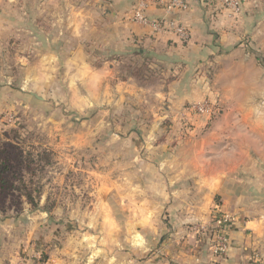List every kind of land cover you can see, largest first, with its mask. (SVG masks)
<instances>
[{
	"label": "crops",
	"instance_id": "obj_1",
	"mask_svg": "<svg viewBox=\"0 0 264 264\" xmlns=\"http://www.w3.org/2000/svg\"><path fill=\"white\" fill-rule=\"evenodd\" d=\"M136 1L0 0V47L17 42L19 74L6 72L3 54L0 110L14 97L19 104L14 84L39 101L67 90L69 98L58 97L65 104L96 111L97 121L112 125L107 145L117 162L96 181V194L118 202L123 236L112 200H97L88 213L93 220L77 226L85 231L78 232L81 241L63 243L45 264H264V0H244L236 15L219 0H184L187 9L179 13L148 5L149 19L175 20L184 36L135 22ZM85 42L118 55L138 46L134 52L153 57L171 81L154 87L149 100V90L133 77H113L111 61L91 65ZM203 101L214 105L212 116L185 114V106ZM99 131L74 137L83 145ZM215 210L234 219L221 257L211 251L209 236L195 231L209 225ZM135 222L141 235L132 237ZM15 229L0 224V264L30 243L29 236L9 243L4 233ZM93 234L100 240L95 254L89 253Z\"/></svg>",
	"mask_w": 264,
	"mask_h": 264
},
{
	"label": "rangeland",
	"instance_id": "obj_2",
	"mask_svg": "<svg viewBox=\"0 0 264 264\" xmlns=\"http://www.w3.org/2000/svg\"><path fill=\"white\" fill-rule=\"evenodd\" d=\"M13 41L14 44L10 41L5 45L7 49H4L5 51L0 47V58H3V54L7 56L4 59L8 58L7 66L10 68L6 72L14 78H19L16 68L18 65L13 58L17 42ZM83 48L88 53L87 58L91 65L111 61L114 64L113 77L118 79L133 77L140 86L149 90L145 94L149 100L154 93V87L163 85L165 87L171 81L172 75L163 71L153 57L134 56V53L137 54L134 50H137L138 46H130V50L126 49L132 51L131 53L127 50L119 55L113 54L98 43L85 42ZM109 80L111 83L114 81ZM13 91L20 94L19 104L14 103L17 101L14 97L13 103L6 104L0 110V153L9 150L8 145L21 151L23 157L21 168H24L23 164H29L31 173H26L22 169L21 175L17 176L25 183L33 203L25 201V191L21 188L19 180L10 177L13 189L7 190L5 194L0 193V224L16 226L13 234L15 237L8 233V230L4 233L11 235L7 238L9 243L14 245L27 236L30 243L13 252L11 260L16 261H5V264H45L50 256L60 255L63 243L81 241L82 236L78 235V232H85L81 229L93 220L88 213L96 207L97 200L99 202H106L105 200L109 198L112 200L109 209L116 216L117 235L123 236L125 217L118 207V202L112 195L100 199L96 194L97 188L100 187L96 181L107 174L111 164L117 162L115 156L109 155L107 145L112 125H108L106 120L97 121L94 118L96 111L79 112L75 106L67 105L58 98L62 95L66 99L69 98L67 94L71 91L63 90L64 94L59 93L46 101L35 99L27 87L14 84ZM39 96L44 98L45 94L40 92ZM166 123L172 126V123L168 121ZM133 124L132 128L139 130L137 122ZM209 127H205L204 130ZM98 128L99 135L85 137L83 145L74 137L77 132H82L86 136ZM76 144L79 147H76ZM103 190L106 197L108 192L106 189ZM83 213L86 215L82 216ZM98 221L101 222V218L98 217ZM77 226L81 231H77L79 229ZM132 227V237L135 233L141 235L138 222ZM85 235L90 237L91 234L86 232ZM92 236L89 238L90 241L94 240L97 243L92 244L93 249L91 248L89 253L95 254V246L100 240L94 234ZM87 240L83 241L84 244ZM101 250L103 249H100V252Z\"/></svg>",
	"mask_w": 264,
	"mask_h": 264
},
{
	"label": "built area",
	"instance_id": "obj_3",
	"mask_svg": "<svg viewBox=\"0 0 264 264\" xmlns=\"http://www.w3.org/2000/svg\"><path fill=\"white\" fill-rule=\"evenodd\" d=\"M244 0H219L221 9L230 14H239ZM148 5L161 6L168 13H179L187 9V3L184 0H137L133 9L132 18L135 22L151 26L155 31L173 30L180 36H184V31L175 20H152L146 15ZM186 115L192 116H212L215 112L214 105L209 101L189 104L184 107ZM184 127L188 128L190 124L183 119ZM188 130V129H187ZM233 217L215 210L211 214V221L207 226L196 228V232L209 236L211 251L215 256H224L229 248L227 237L228 228L234 222Z\"/></svg>",
	"mask_w": 264,
	"mask_h": 264
},
{
	"label": "trees",
	"instance_id": "obj_4",
	"mask_svg": "<svg viewBox=\"0 0 264 264\" xmlns=\"http://www.w3.org/2000/svg\"><path fill=\"white\" fill-rule=\"evenodd\" d=\"M138 55V54H137ZM9 150H3L0 153V193H6L7 190L13 189V184L10 182V177L12 179L17 178L21 183V188L25 191V201L29 204L33 203L30 192L26 190L25 183L22 182V178L19 177L22 169L26 173H31V167L29 164H21V151H17L16 148L8 145ZM12 163V164H11ZM19 175V176H17Z\"/></svg>",
	"mask_w": 264,
	"mask_h": 264
}]
</instances>
